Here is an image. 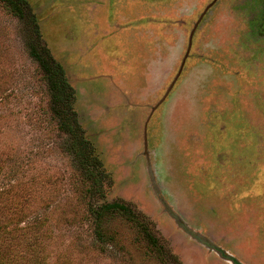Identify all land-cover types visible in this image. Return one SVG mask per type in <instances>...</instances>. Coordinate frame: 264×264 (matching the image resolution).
<instances>
[{"label": "rangeland", "instance_id": "rangeland-1", "mask_svg": "<svg viewBox=\"0 0 264 264\" xmlns=\"http://www.w3.org/2000/svg\"><path fill=\"white\" fill-rule=\"evenodd\" d=\"M26 1L110 183L80 182L33 26L0 1V188L22 209L7 228H40L48 264H161L120 218L96 240L94 212L121 200L168 264H228L216 248L264 264V0Z\"/></svg>", "mask_w": 264, "mask_h": 264}, {"label": "trees", "instance_id": "trees-1", "mask_svg": "<svg viewBox=\"0 0 264 264\" xmlns=\"http://www.w3.org/2000/svg\"><path fill=\"white\" fill-rule=\"evenodd\" d=\"M0 1L18 17L27 18L33 26L40 49L34 50L32 55L38 60L46 74L52 114L57 121L58 129L69 137L67 151L77 163V175L80 182L86 185V191H92L93 187L102 191L103 184L109 179L101 161L94 153L93 145L85 137L84 130L79 124L77 111L73 107L75 90L68 82L64 68L55 60L47 46L42 44L38 24L28 2L26 0ZM9 191V188H0V264H48L46 257L38 254V251L42 249L39 236L28 238L38 234L40 228L36 225L7 228L10 220L5 209L10 215H18L17 217L22 215L20 202H13L15 211L8 210L5 200L9 197ZM27 193V196L31 197V192ZM139 217L141 216L136 213L130 203L121 200L101 205L93 214L94 236L100 243H114L115 234L112 232L111 225L113 220L120 218V221L124 220L123 222L130 224L134 229L135 246L142 249L144 257L161 264H168L164 244L151 231L148 223ZM22 220L23 218L17 222ZM173 260L180 264L177 259Z\"/></svg>", "mask_w": 264, "mask_h": 264}, {"label": "flooded vegetation", "instance_id": "flooded-vegetation-1", "mask_svg": "<svg viewBox=\"0 0 264 264\" xmlns=\"http://www.w3.org/2000/svg\"><path fill=\"white\" fill-rule=\"evenodd\" d=\"M145 156H147L146 154H145ZM150 166V165H149ZM151 166H152V164H151ZM153 169V168H152ZM148 172H149V169H148ZM153 173V172H152ZM155 173V172H154ZM150 175V174H149ZM153 177H154V174H153ZM150 179H151V176H150ZM152 181V180H151ZM154 181H155V178H154ZM152 186H153V184H152ZM154 186L156 187V190L157 191H159L158 190V188H157V185H156V182H155V184H154ZM154 186H153V188H154ZM164 203V202H163ZM170 212H171V214H173L174 216H175V214L172 212V210H170ZM218 249V250H217ZM215 250H217L218 251V254H220L221 256H223V258L225 259V261L227 260V262H228V264H244V263H242L236 256H234V255H226L224 252H223V250L222 249H220V248H216Z\"/></svg>", "mask_w": 264, "mask_h": 264}, {"label": "water", "instance_id": "water-1", "mask_svg": "<svg viewBox=\"0 0 264 264\" xmlns=\"http://www.w3.org/2000/svg\"><path fill=\"white\" fill-rule=\"evenodd\" d=\"M145 154L147 155V153H145ZM149 174H150V176H151L152 184H153V186H154L155 181H154V177H153L152 169H151L150 166H149ZM154 190H156V187H155V186H154ZM156 192H158V191L156 190Z\"/></svg>", "mask_w": 264, "mask_h": 264}]
</instances>
